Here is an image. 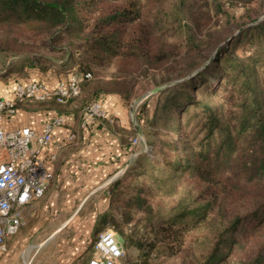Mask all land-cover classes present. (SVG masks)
Listing matches in <instances>:
<instances>
[{
	"label": "trees",
	"instance_id": "obj_1",
	"mask_svg": "<svg viewBox=\"0 0 264 264\" xmlns=\"http://www.w3.org/2000/svg\"><path fill=\"white\" fill-rule=\"evenodd\" d=\"M138 1L0 0V18H7L13 27L28 28L36 35L50 33L49 37L57 31L65 34L70 49L77 53L75 63L82 78L79 95L66 102L23 100L16 101L14 109L64 111L73 102L86 104L89 99L83 94L95 101L101 95L127 101L136 80H123L121 66L164 62L171 52L179 55L182 49L188 55L205 51L199 60L185 64L180 77L200 71L185 82L159 89L161 101L148 123L154 132L163 123L168 130L178 131L180 138L161 142L163 161L129 170L134 186L141 184L155 194L127 198L124 213L128 221L133 212H140L139 224H157L166 232L173 254L181 249L189 229L187 216L193 229L203 222L206 233L195 234L200 239L193 240L187 252L190 264H264V19L223 41L220 29L197 36L200 17L192 11L191 0H172L164 9L147 14L141 13ZM221 11L222 3L214 1V13ZM11 29L0 40V52H26ZM243 35L254 49L239 56L228 42L236 45ZM213 51L210 62L201 67ZM32 60L27 57L21 69ZM112 63L117 70L104 80L100 76ZM99 68L104 69L98 72ZM55 69L60 71L59 66ZM208 71L216 74L214 83L195 87V79H204ZM176 109L182 111L172 117ZM173 122L176 125L170 127ZM120 194L119 185H113L111 205L120 200ZM150 197L155 199L152 204ZM167 198L172 199L167 202ZM242 227L249 228L242 231ZM238 230L243 235L235 234L233 240L230 233ZM116 234L126 247L128 237L119 229Z\"/></svg>",
	"mask_w": 264,
	"mask_h": 264
},
{
	"label": "rangeland",
	"instance_id": "obj_2",
	"mask_svg": "<svg viewBox=\"0 0 264 264\" xmlns=\"http://www.w3.org/2000/svg\"><path fill=\"white\" fill-rule=\"evenodd\" d=\"M121 1L125 2L127 0ZM191 1L193 3L192 11L194 14H197L200 17V26L197 30L198 37H203L207 32H210L213 29H220V31L223 33L221 37L224 36L223 41H228L231 40V38L237 36L245 28L264 19V0ZM214 1H220L222 3V11L219 14L214 13ZM171 2L172 0H139L138 4L141 8V13L147 14V12L152 9H164V7H167L169 4H171ZM110 4H114V2L111 1ZM11 28L14 29L15 35L17 38H19L18 42L24 45L23 50L26 52L8 55L0 52V82L11 81L14 78H19L18 80L25 78L26 71H22L23 69H21V62H23L24 65L25 59L27 57L34 59L32 60L33 63L27 66H32L37 68V70H40V68H55L56 66H59L60 71L63 70V76H65L64 78H67V76L70 74H75L81 78L79 74V68L76 64L78 62L77 53L70 49L69 42L65 34H58L60 31H57L55 33L51 32L55 35L52 37H49L50 33H47L46 35H36L35 32H32L30 29L28 30V28L22 29V26H18L17 28L13 27L7 18L4 17L0 18V40H4L6 33H8L7 29L12 30ZM57 35L58 37L55 38ZM54 40L56 41L54 42ZM230 44L231 50L239 56L247 55L250 53L249 51L254 49L248 40L245 39V35H243L241 41L236 45L228 42V47H230ZM171 53L173 54L170 59L164 62H155V60H153V62H148L145 63V65L142 64L141 66L133 64L127 68L123 66L119 68L123 76L122 79L126 81L136 80V85L133 86L132 96L127 101H124V99L119 96L111 95L109 98H118L121 100L123 106L127 108L124 111V115L121 117V120L125 119L129 126L133 125V122L135 121L141 126V132L138 134L142 142L139 143V140H137L135 145H131L133 150L131 151V159L128 162L126 170L123 172V174H119L118 176L114 177L112 179V183L106 186V191L109 195L108 212L102 214L97 224L93 227L81 228L67 226L61 228L62 230L57 232L46 243V246L43 247L44 252L41 255V258L46 260V264H56V260L60 258V254H63L64 251L67 250L68 246H72L73 244L75 245L76 241L80 242L81 249L84 247L86 252L93 253V243L100 231L111 230L116 234L118 229L128 237L125 245L126 247H124L126 254L123 264L191 263L187 252H190L191 250L190 243L193 240H195L196 243L197 239H200L198 236H195V234L206 233L203 222L196 224V226L200 224L198 230L193 229V227H191L193 224L192 218L190 215L187 216L184 221H186L187 227L189 229L184 235V242L181 246V249L173 254L172 247L168 246L170 241L165 240V236H167L166 232L159 230L157 224L154 223L153 225L149 224L148 226H145L143 223L139 224L137 219L141 216L140 212H133V218L131 221H128L123 208V203L127 200V198L143 195L147 197L148 195L153 196L155 194L153 190L148 191V187L143 189L141 184L134 186L132 184V180L130 179L129 170L139 165L148 164L149 162L154 164L155 161H163L164 157L160 153L163 146L161 145V142L163 141L165 144H167L171 138L174 140L180 138L178 131L173 129L171 131L168 130L165 126H163V123H158L157 128H154V130H156L155 132L152 130V126H150L148 123L152 113L156 110L155 108L157 104L161 101L158 94L159 89L169 87L180 82H185L190 79L193 75H195V73L200 71V68L180 77L181 69L184 68L187 62L193 60L194 58L199 60L206 52L203 51L188 55L184 52V49H182L179 55H176L175 52ZM214 53L215 51L209 54L207 53L209 57L204 62V64L201 65V67L210 62ZM113 62L117 64V62ZM114 63L110 65L111 68L109 67L104 71V68H99L98 72H104L100 76L101 78L108 80L110 75H113L116 72L117 68L114 67ZM215 76L216 74L214 72L208 71V74L204 77V79H195L194 86L197 88L200 86L207 87L209 84L214 83ZM83 96L84 99L86 97L89 100L86 101V104L80 105V107H84L85 105L95 101L90 99L86 94H83ZM169 107L170 106H167V109ZM170 109L172 110L173 108L171 107ZM181 111L182 109H176L171 111L170 114L172 117L175 115L177 116ZM94 121H103L104 123L117 125L120 121V117L116 114V112L110 111L107 117L96 118ZM175 122L170 123L169 126L171 127V124L176 125ZM118 128L121 130L120 134L122 136H125L126 134L128 135V138L133 136V132L129 129L126 128L123 130L120 127ZM113 185H119L121 197L118 202H115L113 205H111ZM150 198L153 199L152 197ZM171 199L172 198H167L166 201H171ZM154 200L155 199L151 201V204L154 202ZM31 215V209L26 208V223L20 228L18 234L26 233V231L29 230L28 228L31 227ZM201 217L202 216H199L198 218ZM248 228L249 227H242L241 230L245 231ZM50 229V227L42 225L41 228L38 229V233L36 232L31 237L32 240L42 239L48 234ZM241 230H238L236 233L234 231L230 233V236L233 238V240L237 237L236 235H243ZM28 234L30 235V232ZM116 237L122 243V240L119 238L118 234H116ZM31 238L30 240H27L26 243L15 246V254L19 259L23 252L25 253V256L28 255L26 258L27 260L36 252V249L32 247L36 242L32 243ZM37 244L40 243H36L35 245ZM195 246L197 247L196 244ZM29 247L31 248L29 249ZM39 259L40 257L37 258L36 255L32 264H35V260ZM40 263L42 264L41 259L36 264ZM74 264H85L84 253H80Z\"/></svg>",
	"mask_w": 264,
	"mask_h": 264
},
{
	"label": "crops",
	"instance_id": "obj_3",
	"mask_svg": "<svg viewBox=\"0 0 264 264\" xmlns=\"http://www.w3.org/2000/svg\"><path fill=\"white\" fill-rule=\"evenodd\" d=\"M23 71H26V77L23 79L14 78L11 81L0 82V98H13L14 88L20 82L23 84L40 80L45 83L47 89L53 90L60 80L65 79L63 72L57 71L54 67L42 71L26 66ZM110 96L101 95L97 101L102 104L107 116L110 111L116 112L121 121L117 125L94 120L86 125L82 124L83 107L74 102L64 111L57 107L15 110L12 116L1 121V125L7 129L28 126L40 131L47 120L54 117L62 119V124L52 130L50 146L42 150L41 157L46 161L50 179L43 196L27 206L32 214L31 227L26 233L17 232L5 239V248L0 251V264H32L36 255L37 258L40 257L42 264H46V260L41 258L43 247L62 230L61 228L93 227L101 215L108 212L109 195L106 186L112 183L114 177L126 170L133 150L129 144L130 140L135 137L139 139V143L142 142L138 134L141 132V126L136 121L129 126L125 119L121 120L127 108L123 106L121 100L109 98ZM128 115L130 116L129 113ZM118 127L123 130L129 129L133 136L130 138L127 134L122 136ZM73 134L76 137L71 140L70 136ZM51 154L54 157H51ZM42 225L51 228L48 234L40 240H32L31 237L38 233ZM30 238L32 243H40L32 246L36 252L28 260L26 259L28 255L25 256L23 252L19 259L15 254V246L26 243ZM80 253H84L85 264L94 254L86 252L84 247L81 249L80 242L76 241L75 245L68 246L67 250L60 254L56 264H74ZM40 259L35 260V264Z\"/></svg>",
	"mask_w": 264,
	"mask_h": 264
},
{
	"label": "built area",
	"instance_id": "obj_4",
	"mask_svg": "<svg viewBox=\"0 0 264 264\" xmlns=\"http://www.w3.org/2000/svg\"><path fill=\"white\" fill-rule=\"evenodd\" d=\"M80 82L81 78L70 74L49 90L43 81L33 80L17 84L13 98H0V251L5 248V239L15 235L25 225L27 206L45 192L50 173L41 157L42 150L50 146L52 130L62 124V119L54 117L47 120L40 131L28 126L7 129L1 121L14 114L16 101L40 102L54 98L59 103L66 102L79 95ZM105 117L107 113L98 101L87 104L81 112L84 125ZM75 137L73 134L70 139ZM137 140L131 139L130 145H135ZM51 157L54 155L51 154ZM93 253L87 264H123L126 254L111 230L97 234Z\"/></svg>",
	"mask_w": 264,
	"mask_h": 264
}]
</instances>
